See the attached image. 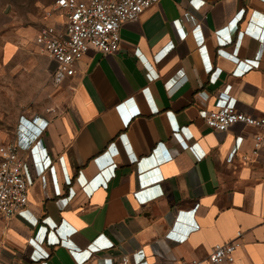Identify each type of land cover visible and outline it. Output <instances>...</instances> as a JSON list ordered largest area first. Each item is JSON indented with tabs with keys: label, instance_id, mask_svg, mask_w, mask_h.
I'll return each mask as SVG.
<instances>
[{
	"label": "crops",
	"instance_id": "1",
	"mask_svg": "<svg viewBox=\"0 0 264 264\" xmlns=\"http://www.w3.org/2000/svg\"><path fill=\"white\" fill-rule=\"evenodd\" d=\"M198 1H161L122 27L116 55L91 51L49 82L50 124L21 155L30 204L0 223V264H62L65 249L69 264L204 261L239 231L236 264H264L261 132L200 115L219 94L264 115V0Z\"/></svg>",
	"mask_w": 264,
	"mask_h": 264
},
{
	"label": "built area",
	"instance_id": "2",
	"mask_svg": "<svg viewBox=\"0 0 264 264\" xmlns=\"http://www.w3.org/2000/svg\"><path fill=\"white\" fill-rule=\"evenodd\" d=\"M161 1L57 0L47 14L48 23L34 40L38 50L57 65L51 75L54 85L61 86L73 78L77 74V64L91 51L116 55L121 46L122 27L139 19L146 10ZM192 2L198 9L205 4L204 1ZM259 67V64H248L242 73ZM218 98L222 102L218 108L200 113L206 125L217 132H228L236 125L258 129L261 133L254 137L255 153L264 150V115L254 117L239 112L236 99L227 94H219ZM49 124L50 121L41 116L33 120L22 118L20 137L0 144V223L25 218L31 187L25 174V160L21 155L22 152L33 150L32 141L26 132L36 138L41 137ZM175 137L189 147L179 131ZM43 166L46 169L51 166L49 158L43 161ZM243 238V232L239 231L232 241L216 246L207 260H183L177 264H236V253L243 247ZM104 264L142 263L125 255L118 261Z\"/></svg>",
	"mask_w": 264,
	"mask_h": 264
},
{
	"label": "rangeland",
	"instance_id": "3",
	"mask_svg": "<svg viewBox=\"0 0 264 264\" xmlns=\"http://www.w3.org/2000/svg\"><path fill=\"white\" fill-rule=\"evenodd\" d=\"M56 1L0 0V144L20 137L22 118L49 110L46 92L53 81L36 70L56 68L34 40ZM69 256L75 255L65 249L57 258L69 264Z\"/></svg>",
	"mask_w": 264,
	"mask_h": 264
}]
</instances>
